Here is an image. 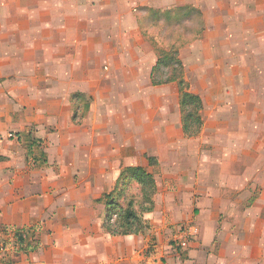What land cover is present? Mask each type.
Returning a JSON list of instances; mask_svg holds the SVG:
<instances>
[{
  "label": "rangeland",
  "instance_id": "obj_1",
  "mask_svg": "<svg viewBox=\"0 0 264 264\" xmlns=\"http://www.w3.org/2000/svg\"><path fill=\"white\" fill-rule=\"evenodd\" d=\"M56 1L0 0V115L8 110L20 125L11 139L25 145L35 139L43 152L48 148L58 155L61 140L74 149L78 135L94 128L88 117L106 120L114 128L108 143L130 155L128 165L146 167L156 180L155 208L139 214L146 225L137 234L146 246L143 264H264V0H178L184 6L164 11L146 8L150 0H111L114 20L107 30L114 38L104 41L107 50L102 44L92 50L89 34H94L86 22L70 25L63 37L52 29L44 42L43 8L58 10ZM75 2L62 3L64 13L74 12L70 4ZM172 46L191 91L204 102V125L197 136L183 131L177 83L151 85V67ZM108 52L115 54L119 72L102 78L92 87L95 92L85 91L92 101L81 116L84 103L79 107L72 101L81 91L76 81L89 90L92 77L100 75L98 61L90 59ZM125 58L132 67L122 71ZM106 66L111 64L101 70L107 71ZM161 69L167 76L171 72ZM148 156L156 157L157 165H149ZM216 183L225 187L223 204L235 194L241 197L229 201L236 213L228 223H234L237 239L218 233L203 247L202 231L187 217L191 205L183 197L198 193L199 185ZM126 191L119 202L126 207L133 201L139 211L138 183L132 181ZM191 227L197 236L186 249L178 247L175 237ZM174 254L182 258L173 262Z\"/></svg>",
  "mask_w": 264,
  "mask_h": 264
},
{
  "label": "crops",
  "instance_id": "obj_2",
  "mask_svg": "<svg viewBox=\"0 0 264 264\" xmlns=\"http://www.w3.org/2000/svg\"><path fill=\"white\" fill-rule=\"evenodd\" d=\"M65 1L55 2L58 8L55 9L56 11H52L47 6L43 8L46 17L43 21V29L46 33L42 40L44 42L50 40L52 29L60 31L59 36L61 37L62 34L63 37L64 30L70 28V25H85L86 22L87 25L92 26L90 31L94 34V36L89 34L94 42L92 50L95 45L101 44L107 50L108 46L103 45L104 41L109 42L114 38L107 30L109 23L114 20L111 0H91L87 4L82 0L80 3L76 0L75 3L70 4L75 9L71 13L69 11L64 13L66 10L62 3ZM178 5L184 6L180 5L178 0L157 2L150 0L146 8L151 11H164L170 7H179ZM50 15L52 18H49ZM103 22L104 24L100 25ZM49 30L50 32H47ZM95 30L101 31L100 35L93 32ZM96 38L99 39L97 42ZM93 56L95 57L91 54L90 61H98L96 68L100 75L92 77L93 81L90 82V86L88 84L89 90L86 86L79 85L83 82L76 81L77 89H80L81 93L95 92L92 87H98L102 78H108L119 72L113 64L116 62L115 54L108 52ZM125 62L127 64L121 67L122 71L132 67L128 65L132 63L130 59L125 58ZM107 63L111 64L110 69L106 66L107 71L101 70L103 64ZM155 64L150 71L152 86L154 85L151 75ZM139 66L135 64L134 68L140 69ZM93 67L90 65L89 69ZM86 76L80 78L83 80L88 78ZM75 78L80 79L78 75ZM91 114L93 112L90 116ZM16 122L13 114L8 110L0 115V155L5 157L0 161V225L32 229L35 231L36 240L33 244H27L16 251L11 258V264H143L146 262L142 253L146 246L141 235L112 236L103 227L106 203L100 201L102 193L105 191L108 194L114 189L124 167L135 166L128 165L131 164L130 155L123 154L122 150L116 152L113 145L108 143L109 136L114 140V135L111 134L114 132L113 126L109 127L108 121L106 123V120L96 119L95 116L88 117L86 122L94 128L84 132L82 137L78 135L74 149L68 140H61L58 144L62 152L58 155H51L48 148L43 152L42 143L35 146L34 152L32 151L30 155L29 145L11 139V132L20 131V125ZM102 127L106 129L103 130ZM54 138L55 136L52 139ZM39 150L43 152L44 157L31 166L30 158L32 156L35 158L34 153ZM232 186L230 190L235 191V185ZM237 186L241 190L242 187ZM223 188L225 187L218 183L203 187L199 185L198 193L185 199L183 197L184 203L191 205L187 217L194 219L202 231L203 247L208 237L218 233L226 238L234 237L231 230V227L234 228V223L228 222L232 221L236 208L230 209L229 201L241 197L238 198L235 194L223 204V192H226ZM234 239L236 240L237 237L235 236ZM236 244L237 241L234 245ZM172 257L175 262L179 257L182 258V255L174 254Z\"/></svg>",
  "mask_w": 264,
  "mask_h": 264
},
{
  "label": "trees",
  "instance_id": "obj_3",
  "mask_svg": "<svg viewBox=\"0 0 264 264\" xmlns=\"http://www.w3.org/2000/svg\"><path fill=\"white\" fill-rule=\"evenodd\" d=\"M163 57H159L152 70V84L159 86L161 84H169L176 82L179 87V105L182 113V127L187 136H197L201 133L204 120L202 111L204 102L202 97L191 91L190 85L186 80L184 73V63L179 56V51L175 46L163 52ZM170 68L171 72L167 76L161 68ZM72 101L75 105L81 106L84 103V112L81 116H86L89 112L92 97H87L86 94L77 92L73 94ZM82 106V107H83ZM76 116V115H75ZM74 116V118H76ZM41 144V143H40ZM35 139L29 145V154L33 153ZM32 149V150H31ZM33 151V152H32ZM34 160H42L43 152L39 150L34 153ZM5 157L0 155V161ZM149 165L155 166L158 160L154 156H148ZM136 181L139 185L142 194V204L140 210L136 211L133 201H130L126 207L121 205L119 200L121 196L127 192L128 184ZM157 193L156 180L151 172L144 166H127L120 173L114 189L105 195L106 212L104 217L103 227L107 233L112 236H125L141 233L146 225L139 214L150 213L155 208L154 197ZM178 247L182 249L181 246Z\"/></svg>",
  "mask_w": 264,
  "mask_h": 264
},
{
  "label": "built area",
  "instance_id": "obj_4",
  "mask_svg": "<svg viewBox=\"0 0 264 264\" xmlns=\"http://www.w3.org/2000/svg\"><path fill=\"white\" fill-rule=\"evenodd\" d=\"M181 234L175 237L177 244L183 248L188 246L190 239L197 236L196 228H182ZM35 231L28 228H18L0 225V264H11V258L16 251L33 244L36 240Z\"/></svg>",
  "mask_w": 264,
  "mask_h": 264
}]
</instances>
